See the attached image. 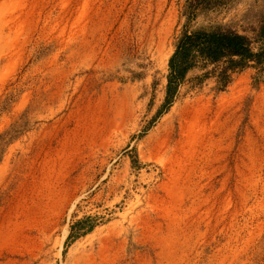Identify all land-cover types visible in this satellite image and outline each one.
Masks as SVG:
<instances>
[{
	"label": "rangeland",
	"instance_id": "1",
	"mask_svg": "<svg viewBox=\"0 0 264 264\" xmlns=\"http://www.w3.org/2000/svg\"><path fill=\"white\" fill-rule=\"evenodd\" d=\"M217 1L0 0V264H264V70L168 104L184 32L256 37Z\"/></svg>",
	"mask_w": 264,
	"mask_h": 264
},
{
	"label": "trees",
	"instance_id": "2",
	"mask_svg": "<svg viewBox=\"0 0 264 264\" xmlns=\"http://www.w3.org/2000/svg\"><path fill=\"white\" fill-rule=\"evenodd\" d=\"M222 1L218 0L216 4H222ZM255 33L256 37L252 41L251 38L237 32H184L171 59L168 104L187 73L197 66L198 60L211 64L224 63L225 67L221 73L224 83H228L229 73L246 69L251 63L264 70V51L254 53L252 48L253 42H264V13L261 15L260 27L255 29Z\"/></svg>",
	"mask_w": 264,
	"mask_h": 264
},
{
	"label": "bare ground",
	"instance_id": "3",
	"mask_svg": "<svg viewBox=\"0 0 264 264\" xmlns=\"http://www.w3.org/2000/svg\"><path fill=\"white\" fill-rule=\"evenodd\" d=\"M138 197V196H137ZM103 243H105V242H103Z\"/></svg>",
	"mask_w": 264,
	"mask_h": 264
}]
</instances>
